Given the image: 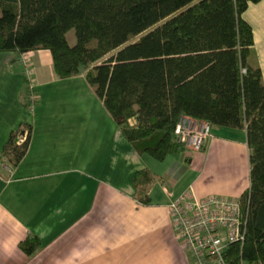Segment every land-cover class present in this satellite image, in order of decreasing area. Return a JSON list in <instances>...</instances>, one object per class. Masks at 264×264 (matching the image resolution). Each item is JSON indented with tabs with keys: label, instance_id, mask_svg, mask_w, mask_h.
<instances>
[{
	"label": "crops",
	"instance_id": "obj_1",
	"mask_svg": "<svg viewBox=\"0 0 264 264\" xmlns=\"http://www.w3.org/2000/svg\"><path fill=\"white\" fill-rule=\"evenodd\" d=\"M243 17L254 32L249 62L264 81V0ZM86 73L59 78L47 49L0 52V167L11 132L33 126L26 156L10 179L0 177V264H192L176 236L171 194L240 198L251 186L246 128L214 127L204 149L183 147L158 161L134 149ZM145 169L160 177L147 205L134 185ZM31 236L42 245L28 256L19 244Z\"/></svg>",
	"mask_w": 264,
	"mask_h": 264
},
{
	"label": "trees",
	"instance_id": "obj_2",
	"mask_svg": "<svg viewBox=\"0 0 264 264\" xmlns=\"http://www.w3.org/2000/svg\"><path fill=\"white\" fill-rule=\"evenodd\" d=\"M260 1L0 0V52L47 49L59 78L87 71L126 139L158 161L183 149L176 140L182 115L246 128L251 186L240 197L248 209L246 238L231 244L225 258L264 264V81L261 68L249 62L254 32L243 17ZM72 29L74 45L67 38ZM32 131L21 124L4 144L12 167L26 156ZM159 179L148 169L136 172L141 204L151 203L149 189ZM41 245L37 236L19 244L28 256Z\"/></svg>",
	"mask_w": 264,
	"mask_h": 264
},
{
	"label": "built area",
	"instance_id": "obj_3",
	"mask_svg": "<svg viewBox=\"0 0 264 264\" xmlns=\"http://www.w3.org/2000/svg\"><path fill=\"white\" fill-rule=\"evenodd\" d=\"M25 65L27 75L31 76L33 68L27 61ZM33 88L31 85L32 103L36 97ZM213 135V125L205 120L189 115L178 120L176 140L188 149H204ZM3 172L10 179L12 166L3 163L0 177H4ZM171 196L168 206L176 236L192 264H228L225 258L228 247L233 243L243 245L246 238L248 209L243 208L240 198L218 195L198 198L191 188Z\"/></svg>",
	"mask_w": 264,
	"mask_h": 264
},
{
	"label": "rangeland",
	"instance_id": "obj_4",
	"mask_svg": "<svg viewBox=\"0 0 264 264\" xmlns=\"http://www.w3.org/2000/svg\"><path fill=\"white\" fill-rule=\"evenodd\" d=\"M67 38H68V41H69V43H70V45H74L75 43H76V33H75V30L74 29H72V30H70L69 32H68V34H67ZM140 38V36H137V37H134V38H132L130 41L131 42H135V41H137L138 39ZM96 40H94V41H92L91 42V44H90V46H95L96 45ZM116 51H114V52H112V53H115ZM252 54L250 55V61H254L253 59H252ZM25 67H26V70H25V72H26V74H27V68H28V66H26V65H24ZM31 66V65H30ZM32 67V66H31ZM33 72H34V69L32 70ZM33 74V73H32ZM32 76V75H31ZM31 76H28L27 75V77H31ZM31 80V79H30ZM213 132H216V128H214L213 127Z\"/></svg>",
	"mask_w": 264,
	"mask_h": 264
}]
</instances>
